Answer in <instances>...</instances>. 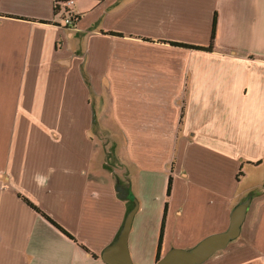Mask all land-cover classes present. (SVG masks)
I'll return each instance as SVG.
<instances>
[{"label":"crops","instance_id":"1","mask_svg":"<svg viewBox=\"0 0 264 264\" xmlns=\"http://www.w3.org/2000/svg\"><path fill=\"white\" fill-rule=\"evenodd\" d=\"M106 83L113 181L89 135ZM249 194L203 264H264V0H0V264H105L134 200L130 253L155 264L166 203L162 256L226 231Z\"/></svg>","mask_w":264,"mask_h":264},{"label":"water","instance_id":"2","mask_svg":"<svg viewBox=\"0 0 264 264\" xmlns=\"http://www.w3.org/2000/svg\"><path fill=\"white\" fill-rule=\"evenodd\" d=\"M252 199L253 194H249L232 209L226 231L209 235L189 249L173 248L155 264H203L216 253L226 249L231 242L239 238ZM138 209L139 203L134 200V207L127 214L117 237L102 252L101 258L105 264H135L129 249V237Z\"/></svg>","mask_w":264,"mask_h":264},{"label":"rangeland","instance_id":"3","mask_svg":"<svg viewBox=\"0 0 264 264\" xmlns=\"http://www.w3.org/2000/svg\"><path fill=\"white\" fill-rule=\"evenodd\" d=\"M71 70L69 68H67L65 70V72L72 73ZM105 86H106L105 93H103V91L102 92H97L98 96L100 97V103L98 102L97 105H95L96 114L93 115L94 116V123H95V130L92 129L90 131L89 135L92 136V134H94V136H95V143H96L95 171H96V173L98 175L103 176L101 178V180H103V181H113L114 179L110 176L109 170H107L106 168L104 169L103 165L101 164L102 156H104V158L106 160L108 159L109 162L113 164L111 166V170L113 169L114 171H116L114 177H116V176L119 177L120 176L119 167L114 165V161H113L114 157L111 156V155H114L113 154L114 147L112 146L113 141H116L117 144H120L119 143L120 140L118 139V133L114 132V131H103L102 129H99L100 122L101 123L105 122L104 116L106 115L105 113L107 112L106 109L110 110V107H109L110 93H109L108 83H106ZM101 98H102V100H101ZM111 100L112 99H110V103H111ZM101 125L104 126V124H101ZM119 148H121V147L117 146V150L115 149L116 156L119 155L118 154ZM105 172L108 173V175L105 174ZM129 178H130L129 180L132 179L133 184L136 183L134 170L132 172H130V177ZM118 180H119V178H116V184H117ZM187 188L188 187L186 185L184 187L183 191L185 192L187 190ZM191 191L193 192L194 189H192ZM178 202H179V199L176 201V203H178ZM219 232H222V231H219ZM219 232H217V233H219ZM213 234H215V233H213Z\"/></svg>","mask_w":264,"mask_h":264},{"label":"trees","instance_id":"4","mask_svg":"<svg viewBox=\"0 0 264 264\" xmlns=\"http://www.w3.org/2000/svg\"><path fill=\"white\" fill-rule=\"evenodd\" d=\"M58 4L57 3V7H58ZM66 4L68 5V3L66 2ZM66 7V12L69 14V17L72 16L73 17V20H77L80 18L79 15H73V13H69L68 12V7ZM58 12V10H57ZM216 27H217V17H215L214 19V22H213V27H212V36H211V45L208 47V48H201V47H198V49H201V50H211L213 48V43L215 41V36H216ZM186 48H196V47H193V46H190V45H182ZM172 182H173V177L172 175H170V178H169V184H168V189H167V196L169 197L171 195V189H172ZM118 183V182H117ZM119 184V183H118ZM117 184V186H118ZM120 186V185H119ZM24 199V201L29 205L31 206L33 209H35L38 213H40L43 217H45L51 224H53L55 227H57L59 230H61L63 233H65L69 238H71L72 240H74V238L68 234L64 229H62L53 219H51L49 216H47L45 213H43L42 211H40L37 207H35L29 200H27L26 198L22 197ZM134 207V202L132 201L130 204H129V210L127 213H129ZM167 208H168V203L165 204V211H164V216H163V219H162V225H161V232H160V238H159V249H158V254H157V259H156V262H158L161 258H162V255H161V251H162V245H163V234H164V231H165V227H166V221H167ZM118 235V234H117ZM117 237V236H116ZM115 237V238H116ZM81 245V244H80ZM82 248L84 249H87L85 246L81 245Z\"/></svg>","mask_w":264,"mask_h":264},{"label":"built area","instance_id":"5","mask_svg":"<svg viewBox=\"0 0 264 264\" xmlns=\"http://www.w3.org/2000/svg\"><path fill=\"white\" fill-rule=\"evenodd\" d=\"M73 24H74V20H73V17L72 16L64 19V21H63V25L64 26H71Z\"/></svg>","mask_w":264,"mask_h":264}]
</instances>
